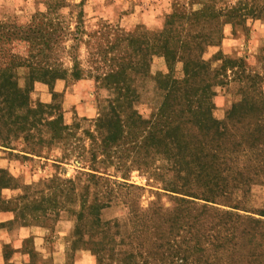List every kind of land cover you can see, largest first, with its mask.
I'll list each match as a JSON object with an SVG mask.
<instances>
[{
	"label": "rangeland",
	"instance_id": "obj_1",
	"mask_svg": "<svg viewBox=\"0 0 264 264\" xmlns=\"http://www.w3.org/2000/svg\"><path fill=\"white\" fill-rule=\"evenodd\" d=\"M252 9L256 11L248 14ZM167 20L176 28L172 37L203 45L202 57L214 84L216 117H223L240 88L251 91L249 87H255L264 101V0H0V78L12 74L18 87H24L29 69L14 66L22 61L12 62V55L18 58L26 49L20 40L10 39L11 32L43 23L48 24L51 40L60 45L56 49L58 62L70 68V54H74L85 68L77 80L67 77L56 80L53 86L36 81L31 103L41 101L59 108H45L41 123L26 139L23 134L10 135L8 140L0 137V180L4 184L0 186V264H149L153 251L158 252L159 264H180L172 255L176 249L154 248L151 235L142 230L149 221L144 209L156 198L155 192H165L149 172L132 169L124 179L110 168L111 180L142 188L132 189L131 194L119 188L112 193L110 187L88 186L79 174L89 170V141L83 131L94 129L95 119L107 111L112 97L95 81L93 67L87 71L90 50H107L106 44L114 42L120 32L137 38L143 49H148L153 32L162 31ZM116 52L112 49L105 54ZM143 54L149 64L144 75L134 79L138 94L134 109L148 118L163 99L156 80L167 68L161 55L148 50ZM219 54L237 64L223 76L214 77L221 66ZM176 70V75H181L180 64ZM7 105L0 86V131L5 135L1 120L6 119ZM58 113L64 124L82 137L79 142L65 146L51 139L47 122ZM78 152L83 153L82 160L76 157ZM159 203L169 205L166 197ZM199 203L205 201L200 199ZM89 204H101L98 219L87 213ZM209 204L259 221L243 225L252 228L253 242L264 233L262 179L233 189L228 202ZM175 241L179 242L180 236Z\"/></svg>",
	"mask_w": 264,
	"mask_h": 264
},
{
	"label": "trees",
	"instance_id": "obj_2",
	"mask_svg": "<svg viewBox=\"0 0 264 264\" xmlns=\"http://www.w3.org/2000/svg\"><path fill=\"white\" fill-rule=\"evenodd\" d=\"M46 26H22L20 32H11L10 39L20 40L26 49L18 58L12 55V62L20 59L22 62L14 66L24 65L29 75L22 89L12 74L0 78L8 104L6 119L1 120V127L7 132L5 135L0 131L3 140L20 134L26 139L31 136L30 130L41 123L45 108H59L41 101L31 103L30 92L36 81L53 86L59 79H80L85 72L74 54H70V68L58 62L56 49L60 45L51 40ZM175 32L172 21L167 20L162 31L153 32L148 49H143L137 38L120 32L114 42L106 44L109 52L115 49L117 54L107 56L106 48L90 50L87 71L93 67L95 81L112 97L107 111L95 119L94 129L83 131L89 141V170L79 174L88 186L110 187L112 193L119 188L131 194L132 189L142 188L111 180L110 168L124 179L132 169L149 172L165 192H155L156 198L144 209L149 221L142 230L151 235L154 248L176 249L172 255L180 264H242L244 260L245 264H264V233L258 236V243L253 242L252 228L243 226L257 225L259 221L209 204L228 202L233 189L248 186L258 178L264 182V101L253 82L251 91L240 88L238 98L223 117H216L214 84L208 77L209 65L202 57L205 49L200 42L172 37ZM144 50L161 55L167 68L156 80L163 99L157 112L148 118L134 109L138 94L133 82L135 77L144 75L149 64ZM217 59L221 66L214 77L223 76L237 64L221 54ZM56 95L54 92L53 97ZM16 110L22 114H16ZM47 123L51 139L60 140L65 146L82 139L64 124L60 113ZM82 155L78 152L76 157L82 160ZM0 186H4L1 180ZM162 197H166L168 206L159 203ZM200 199L205 203H199ZM86 208L89 215L98 219L101 204ZM176 236H180L177 243ZM159 263L158 252L153 251L149 264Z\"/></svg>",
	"mask_w": 264,
	"mask_h": 264
}]
</instances>
